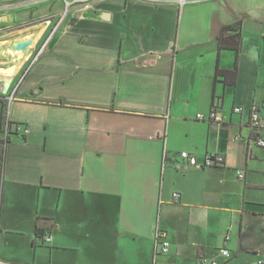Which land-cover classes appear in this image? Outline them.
<instances>
[{"label": "crops", "instance_id": "crops-1", "mask_svg": "<svg viewBox=\"0 0 264 264\" xmlns=\"http://www.w3.org/2000/svg\"><path fill=\"white\" fill-rule=\"evenodd\" d=\"M59 19L0 86V125L3 103L18 123L0 132L1 264L264 261V147L251 139L264 128L249 125L264 97V0H82ZM237 21L239 50L220 49ZM235 67L233 84L216 78ZM184 150L225 162L188 166Z\"/></svg>", "mask_w": 264, "mask_h": 264}, {"label": "rangeland", "instance_id": "rangeland-1", "mask_svg": "<svg viewBox=\"0 0 264 264\" xmlns=\"http://www.w3.org/2000/svg\"><path fill=\"white\" fill-rule=\"evenodd\" d=\"M17 2H20V5L14 4ZM58 3H63L60 10L57 9ZM66 9L65 0H0V19L3 16L7 17L6 20H0V73L3 74L0 77V86L2 88L7 90L14 82V76H6L8 71L11 75L15 73L21 77L28 67L33 64L36 50L56 30L60 15L64 14ZM13 17L14 19H11ZM44 25L46 27L42 32L43 36L38 38L39 40L34 46H31V44L26 51L12 49L15 40L21 37H25L23 40L34 38V36H37L35 34L37 30H33L42 28ZM28 55L30 56L28 62L20 66L21 57ZM19 66L20 68L16 72ZM8 81H10L9 86L6 87Z\"/></svg>", "mask_w": 264, "mask_h": 264}, {"label": "built area", "instance_id": "built-area-1", "mask_svg": "<svg viewBox=\"0 0 264 264\" xmlns=\"http://www.w3.org/2000/svg\"><path fill=\"white\" fill-rule=\"evenodd\" d=\"M81 1L82 0H73L72 2H70L68 0H65L67 7H69L75 3H79ZM180 1L184 2V0H180ZM261 108L264 110V97H263L262 105L259 107L258 106L255 107L252 110L251 115H250L249 125L254 132L259 131L260 128H264V116L261 114V112H262ZM234 110H235V112H242V108L238 107V106L235 107ZM197 117L200 119L206 118L201 113H199L197 115ZM207 119L209 121H214V122H218V123H220L222 121V117L219 115V113L217 112L216 109H213L210 112V115ZM8 132H9V126L7 125L4 133L6 135H8ZM251 139L253 141L252 142L253 144L260 146V147H264V137H259L258 135L254 134ZM180 157L183 159V161H184V163H186V165L201 167V168L202 167L220 166V165H223L225 162V158L219 154L207 155L203 161H199L195 154H192L189 151H185V150L180 152ZM175 197L178 198L179 194L176 193ZM156 242H157L158 247H159L161 252L165 253V252H168L170 250L171 243L167 239L166 234L164 232L159 231L157 233ZM219 252H220L221 256L224 257L225 259L231 257V252L227 247L221 248L219 250ZM1 263H2V261L0 260V264ZM200 264H207V262L201 261ZM210 264H224V263L220 259H213L210 261ZM258 264H264V261L259 260Z\"/></svg>", "mask_w": 264, "mask_h": 264}, {"label": "trees", "instance_id": "trees-1", "mask_svg": "<svg viewBox=\"0 0 264 264\" xmlns=\"http://www.w3.org/2000/svg\"><path fill=\"white\" fill-rule=\"evenodd\" d=\"M242 25V21H237L230 25H224L220 32L217 35L219 48H229L234 49L236 51L240 48V41H241V33L240 28ZM237 68L235 67L233 70H221L217 69L216 71V78L218 76H224L225 83L233 84L235 82ZM13 124H18L10 121L7 118V107L6 104L3 103L1 109V125H0V132L5 131V128L8 126L11 127ZM3 139L0 138V173L3 169L4 164V157H5V150L3 147Z\"/></svg>", "mask_w": 264, "mask_h": 264}, {"label": "water", "instance_id": "water-1", "mask_svg": "<svg viewBox=\"0 0 264 264\" xmlns=\"http://www.w3.org/2000/svg\"><path fill=\"white\" fill-rule=\"evenodd\" d=\"M33 43V39H26V40H20V41H17L15 42L13 45H12V49L14 50H17V51H26L29 46ZM9 86V83L6 82V87ZM6 92V90H5ZM49 219H42V224L43 225H49Z\"/></svg>", "mask_w": 264, "mask_h": 264}, {"label": "bare ground", "instance_id": "bare-ground-1", "mask_svg": "<svg viewBox=\"0 0 264 264\" xmlns=\"http://www.w3.org/2000/svg\"><path fill=\"white\" fill-rule=\"evenodd\" d=\"M14 68V67H13ZM8 76H11V74H10V71H8ZM8 80V79H7ZM11 81V80H10ZM10 81H8V83L10 82Z\"/></svg>", "mask_w": 264, "mask_h": 264}]
</instances>
